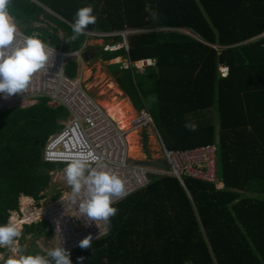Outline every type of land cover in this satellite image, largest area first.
I'll return each mask as SVG.
<instances>
[{"label": "trees", "instance_id": "16d2710c", "mask_svg": "<svg viewBox=\"0 0 264 264\" xmlns=\"http://www.w3.org/2000/svg\"><path fill=\"white\" fill-rule=\"evenodd\" d=\"M89 5L97 23L87 30H143L127 35L129 52L101 50L109 53L102 61H157L145 73L115 64V81L135 108L151 115L167 148L216 146L218 186L152 176L145 188L114 204L118 212L106 236L70 252L73 264L80 256L83 264H264V199L257 197L264 195V35L256 37L264 33V0H12L10 12L26 35L44 40L48 34L49 45L74 51L86 36L65 43L73 35L70 25ZM113 39L122 42L120 35ZM219 65L229 68L228 77L219 76ZM65 74L75 77L74 61ZM149 95L155 100L148 111ZM124 97L123 105L116 98L101 104L120 111L129 105L132 121L136 113ZM47 102L42 97L0 112V224L19 211L21 196L44 199L50 172L62 167L42 157L67 115ZM139 142L130 144L134 158L142 157ZM26 235L52 238L45 221L24 224L19 241Z\"/></svg>", "mask_w": 264, "mask_h": 264}, {"label": "built area", "instance_id": "2783aa9c", "mask_svg": "<svg viewBox=\"0 0 264 264\" xmlns=\"http://www.w3.org/2000/svg\"><path fill=\"white\" fill-rule=\"evenodd\" d=\"M19 32L23 33L20 30ZM127 32L130 31H122L119 34L120 32L115 30L100 32L88 30L83 35L86 38H98L102 51H115L123 47L129 52L125 35ZM116 35H123L124 41L109 42ZM101 38H108L109 41L102 42ZM87 45L84 41L79 49L74 51H65L62 47L49 45L56 48L54 64L47 71L34 75L25 95L16 94L5 99L4 94L0 93V112L30 105L42 97L48 99V104L60 106L67 112L66 117L59 121L61 127L48 137L43 148V160L48 163H67L68 158L81 151L90 157L98 158V161H91L94 167L98 164L104 166L119 174L126 182L128 195L123 199H117L114 204L145 188L152 176H173L182 185L184 178H190L218 186L216 146L212 144L187 149L167 148L156 131L161 158L166 161L167 169L149 168L135 163L136 159L130 157L128 151V130L121 127L102 106L92 100L88 92L80 86L77 78H70L65 74L66 64L69 61L80 62L82 51ZM116 61L121 65V69L131 70L133 73H140L157 65L155 59L127 58ZM218 74L221 78L228 77L229 68L219 65ZM148 127L155 129L151 115L144 110L132 120L130 129L143 131ZM40 205L37 208L34 202L24 211H20V221L23 225L47 222L54 245L58 239L54 236L57 234V223H59L64 246L70 252L80 248L79 241L89 234L93 236L92 242H94L108 233V225L101 223L99 229L95 222L85 223L75 216L65 214L66 205L60 198L45 206L42 203ZM100 230L102 234L96 239Z\"/></svg>", "mask_w": 264, "mask_h": 264}, {"label": "clouds", "instance_id": "9594fccd", "mask_svg": "<svg viewBox=\"0 0 264 264\" xmlns=\"http://www.w3.org/2000/svg\"><path fill=\"white\" fill-rule=\"evenodd\" d=\"M12 0H0V93L8 99L16 94L25 95L35 74L47 71L54 64L56 48L49 46L38 34L26 36L19 32L18 23L10 12ZM91 5L79 8L70 25L73 35L65 43H70L85 34L88 25H95ZM185 127L196 130L193 124ZM91 161H98L83 151L68 158L64 169L65 180L70 192L60 197L66 205L65 214L75 216L85 223L95 222L100 229L101 223L107 225L118 209L114 206L117 199L128 195L125 180L116 172L99 164L94 167ZM73 209L75 210L73 212ZM21 227L13 219L0 224V248L7 249L11 255L4 264H73L70 250L64 246L57 223V243L43 250V254H24L19 246ZM101 230L96 239L101 235ZM93 236L89 234L79 241L82 249L92 248ZM3 259V257H0ZM80 264L84 256L78 257Z\"/></svg>", "mask_w": 264, "mask_h": 264}, {"label": "rangeland", "instance_id": "374dc122", "mask_svg": "<svg viewBox=\"0 0 264 264\" xmlns=\"http://www.w3.org/2000/svg\"><path fill=\"white\" fill-rule=\"evenodd\" d=\"M48 12L51 13L52 15L56 16L54 13H52L50 11H48ZM56 17H58V16H56ZM18 29L20 31H22L21 27H18ZM161 30H172V29L162 28ZM173 30H179V31L190 34V31L184 30V29H173ZM86 31H88V30H86ZM115 31H117V30H115ZM122 31H130V32H127L125 34L127 37V35H129V34L137 33V32L143 31V30L126 28L123 30H119L118 31V32H120L119 34H121ZM146 31H148V30H146ZM56 34L58 35L59 38H61L63 36V33L59 30ZM48 36H49L48 34L44 35V38H45L44 41L46 43H48V41H49ZM89 40H90L89 46H98L99 48H101L99 46V39L98 38L89 39ZM101 40H102V42H105V43L109 41L108 38H101ZM109 42H116V41H115V39H113V40H110ZM51 46L56 47L55 45H52V44H51ZM60 47H62V46H60ZM60 47H58V48H60ZM103 55H109V53H104L101 51V49H99L97 51V53L94 55L93 59L83 62L82 54H81V58H80L81 61L76 62L75 78L78 79V81L80 82V86L88 92L89 96L92 98V100L96 104H97L98 100L109 101L110 98H114V97L122 98L119 95H113L114 90L110 89V87H109L110 85L115 84L120 89L119 85L117 84V82L115 81V78H114V73L116 72L117 68L113 66V65L117 64L118 62L116 60L102 61ZM145 72H146V70L143 72H140V73H145ZM86 74H88V75L86 76ZM138 80H139V76H138ZM142 87L146 88V86L144 84H142ZM122 93L124 96L127 97V95L123 91H122ZM154 100H155L154 95H149L144 100V105L147 107L148 111L153 108ZM33 104L34 103L27 105V106H31ZM27 106H24V107H27ZM51 106H55V105H51ZM100 106H102V105H100ZM133 108L135 110L136 115H138L141 112L140 109H137L134 106H133ZM103 109L105 110L106 108L103 107ZM112 113H113V111L110 112V114H112ZM214 114H215V112H214ZM215 116H216V114H215ZM137 130L139 131L138 132V136L140 137L139 145H140V149L142 152V157L141 158H134L133 157V159L161 158V153H160V149H159L160 148V146H159L160 142H159L158 136L156 135V131L158 132V130H156V128L154 129L153 127H148L147 129H143V131L140 129H137ZM161 135L163 138L164 134L161 133ZM161 135H160V138H161ZM145 136H146V141H145V146H144L143 141H144ZM162 138H161V140H162ZM52 165H56L57 167H61V166L62 167L56 168L55 170H53V173H51V179H50L49 187L44 192V194H45L44 199L45 200L40 201L39 203H36L34 200L25 201V199H23V197L21 196L22 197V198H20L21 211H24L25 207L27 209L31 204H34V202L36 203L37 208H39L41 206L40 205L41 203L43 204V206H45L46 204H49V203L54 202L55 200L59 199L65 193L70 192V187L66 183L65 173H64L66 163H56V164H52ZM57 192H59V197H57V199H55V200L54 199L52 200L51 197ZM257 197L260 199H264V195H257ZM13 220H15L20 225L21 230H22L21 234H22L24 231V227H23V222H21L19 219V214L16 213L15 217H13ZM18 244L23 249L24 254H27L29 252L32 253V252L37 251V250L43 252V250L47 249L48 247L54 246V241L52 238H48V237L32 238L31 236L26 235V237L24 239H21V241L18 240ZM9 255H11V253L7 249L3 248V251H0V257H3V259H0V264H4V260H6Z\"/></svg>", "mask_w": 264, "mask_h": 264}, {"label": "bare ground", "instance_id": "6f19581e", "mask_svg": "<svg viewBox=\"0 0 264 264\" xmlns=\"http://www.w3.org/2000/svg\"><path fill=\"white\" fill-rule=\"evenodd\" d=\"M109 87H110V89L114 90L113 95H119V96L122 97V98L114 97L112 99L116 98L117 99V101H116L117 104L123 105L126 101H125V97L122 94V92L120 91V89L115 84H112ZM101 103H102V101H100V100L97 101L98 105H100ZM101 105H103V104H101ZM103 107L106 108L105 110L110 116H112L116 121L119 122L121 127H123L124 129L128 130V132H127V141H128V151H129V155H130V144L132 145L134 141H136V144H137L138 143V137H139L138 136V132L139 131L137 129H130L131 126L129 127V124L132 122L130 117H129L130 113L133 111L132 108L129 105L123 106V109L121 110L123 112V115H122L120 110L114 108L115 106L114 107H110L108 105H103ZM112 111H113V113L110 114V112H112ZM27 200H29V199H26V201ZM25 209H26V207H25Z\"/></svg>", "mask_w": 264, "mask_h": 264}, {"label": "water", "instance_id": "95a60500", "mask_svg": "<svg viewBox=\"0 0 264 264\" xmlns=\"http://www.w3.org/2000/svg\"><path fill=\"white\" fill-rule=\"evenodd\" d=\"M46 11H48V10H46ZM190 35H192V34H190ZM263 35H264V33H262L256 37H260ZM121 38H122V41H124L123 35L121 36ZM98 50H99L98 46H86V48L82 52L83 62L93 59L94 55L97 53ZM135 163L149 167V168H157V169H162V170L167 169L166 161L162 158L136 159Z\"/></svg>", "mask_w": 264, "mask_h": 264}, {"label": "crops", "instance_id": "0c3cea01", "mask_svg": "<svg viewBox=\"0 0 264 264\" xmlns=\"http://www.w3.org/2000/svg\"><path fill=\"white\" fill-rule=\"evenodd\" d=\"M62 37H63V36H62ZM62 37H61V38H62ZM89 39H91V38H85V40H84V41L88 44L87 46H89V41H90ZM84 41H83V42H84ZM83 42H82V43H83ZM124 59H127V58H116V59H113V60H124ZM74 78H75V77H74ZM127 98L129 99L128 96H127ZM129 100H130V99H129ZM130 102H131V100H130ZM131 104H132V102H131ZM132 105H133V104H132ZM51 173H53V170H52V172H50V176H51ZM22 197H23V199H25V201H26V199L33 200L31 197H24V196H22ZM22 197H21V198H22ZM43 200H45V199H42L41 201H43ZM25 201H24V202H25ZM19 205H20V200H19ZM20 211H21V208L19 209V211L11 212V217H10V219H13V217H15L16 213H17V214H20ZM23 227H24V225H23ZM21 235H22V234H21ZM28 236H31V235H28ZM43 237H46V236H43ZM40 238H42V237H40ZM48 238H51V237H48ZM0 251H3V249L1 248Z\"/></svg>", "mask_w": 264, "mask_h": 264}]
</instances>
